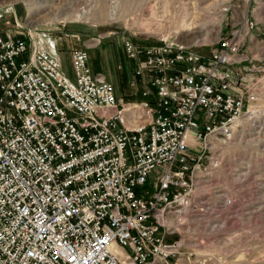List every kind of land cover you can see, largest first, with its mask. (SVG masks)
I'll return each mask as SVG.
<instances>
[{
	"label": "built area",
	"instance_id": "obj_1",
	"mask_svg": "<svg viewBox=\"0 0 264 264\" xmlns=\"http://www.w3.org/2000/svg\"><path fill=\"white\" fill-rule=\"evenodd\" d=\"M248 12L246 33L258 23ZM241 47L124 38L139 99L127 101L92 71L89 48L71 49V80L51 45L0 30V264H178L181 233L235 206L202 196L203 163L255 115L247 83L264 64L235 73Z\"/></svg>",
	"mask_w": 264,
	"mask_h": 264
},
{
	"label": "rangeland",
	"instance_id": "obj_2",
	"mask_svg": "<svg viewBox=\"0 0 264 264\" xmlns=\"http://www.w3.org/2000/svg\"><path fill=\"white\" fill-rule=\"evenodd\" d=\"M32 1L41 7L29 17L22 0H0V30L29 37L41 47L51 45L71 80L72 48H89L88 62L93 63L95 71L103 69L104 73L109 67L112 73L126 75L130 65L122 51L124 38L139 44L173 38L205 55L223 39H240V54L247 59L234 68L235 73L242 66L264 64V36L258 35L264 33V0ZM247 12L249 19L253 15L258 21L257 29L248 33ZM236 30L240 33L234 38ZM255 38L263 40L262 49ZM105 52L110 60L108 66L103 64ZM118 65L123 66V71L116 69ZM251 75L253 79L247 86L256 99L250 105L255 115L238 121V133L231 142L213 141L211 147L220 156L210 164L207 159L203 163L210 174L202 196L212 197L210 202L216 204L211 205L218 206L217 196L228 195L235 206L228 210L214 207L206 216L208 225L181 233L188 247L178 264H264V73ZM116 88L120 93L121 87ZM208 157L215 158L212 151ZM207 193L211 195H204Z\"/></svg>",
	"mask_w": 264,
	"mask_h": 264
},
{
	"label": "crops",
	"instance_id": "obj_3",
	"mask_svg": "<svg viewBox=\"0 0 264 264\" xmlns=\"http://www.w3.org/2000/svg\"><path fill=\"white\" fill-rule=\"evenodd\" d=\"M102 59H103V64L105 63L106 64V66H108L110 63H109V59H108V55H107V53L105 52V55H104V58L102 57ZM90 67L92 68V71L94 72V73H98V74H103L104 75V77L108 80V81H110V82H112L114 85H115V87H121L120 85L123 83V82H125V80L127 79V77H126V75H123V73L122 74H115V73H112V69L110 70V68L108 67V70H107V72L105 71L104 73H103V71H101V70H103V69H99V70H97V71H95L94 69H93V63H92V65H90ZM117 81V82H116ZM127 83V82H126ZM127 85V84H126ZM119 91V90H118ZM128 91H130V89L128 88V85L126 86V88H125V92H128ZM124 92V93H125ZM120 93H121V91H120ZM129 93V92H128Z\"/></svg>",
	"mask_w": 264,
	"mask_h": 264
},
{
	"label": "bare ground",
	"instance_id": "obj_4",
	"mask_svg": "<svg viewBox=\"0 0 264 264\" xmlns=\"http://www.w3.org/2000/svg\"><path fill=\"white\" fill-rule=\"evenodd\" d=\"M22 1L26 3L27 13H28L29 17L31 15H34L35 11L41 7L39 3L36 4L32 0H22ZM88 46L93 47L95 45H88Z\"/></svg>",
	"mask_w": 264,
	"mask_h": 264
},
{
	"label": "trees",
	"instance_id": "obj_5",
	"mask_svg": "<svg viewBox=\"0 0 264 264\" xmlns=\"http://www.w3.org/2000/svg\"><path fill=\"white\" fill-rule=\"evenodd\" d=\"M127 83H126V80H125V82H123L122 84H121V91H125V88H126V85ZM124 95H125V98H126V100L127 101H138L139 99L138 98H134L133 96H131L130 94H128V92H125L124 93Z\"/></svg>",
	"mask_w": 264,
	"mask_h": 264
}]
</instances>
